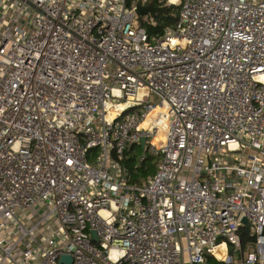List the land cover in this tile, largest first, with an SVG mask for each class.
<instances>
[{
    "label": "built area",
    "instance_id": "obj_1",
    "mask_svg": "<svg viewBox=\"0 0 264 264\" xmlns=\"http://www.w3.org/2000/svg\"><path fill=\"white\" fill-rule=\"evenodd\" d=\"M128 1L0 0V264H264V0Z\"/></svg>",
    "mask_w": 264,
    "mask_h": 264
},
{
    "label": "trees",
    "instance_id": "obj_2",
    "mask_svg": "<svg viewBox=\"0 0 264 264\" xmlns=\"http://www.w3.org/2000/svg\"><path fill=\"white\" fill-rule=\"evenodd\" d=\"M132 0L128 1V4L131 5ZM152 3L156 7H162L167 4V0H152ZM169 14H157L156 17L149 21L145 19L146 17H141V24L148 30L149 34L152 36L163 35L165 30L168 27H171L175 24L178 17L179 8L177 6L170 7ZM133 149L126 152L125 164L129 167L132 175V181L137 184H142L148 177L153 175L157 168L158 158L154 155H151L148 151L146 156L141 158L139 162L135 161L134 157H131L130 153ZM242 242L243 248L250 243L253 238L250 237L248 229L243 227L242 232ZM208 264H227L222 261L217 260L212 255L207 256Z\"/></svg>",
    "mask_w": 264,
    "mask_h": 264
},
{
    "label": "water",
    "instance_id": "obj_3",
    "mask_svg": "<svg viewBox=\"0 0 264 264\" xmlns=\"http://www.w3.org/2000/svg\"><path fill=\"white\" fill-rule=\"evenodd\" d=\"M150 7H154L155 9H159V10H160V8L162 9V7L154 6L152 2H150L147 5H143L141 2H137L135 10L137 12V15L139 17H142V16H144V15H146V14H148L150 12L149 11ZM170 7H171L170 5L166 4L165 6H163V10L160 11L159 14H169L170 13L169 12L170 11ZM152 17L155 18L156 16L153 15ZM145 143H146V138H142L141 139V145L144 146ZM243 223L247 224L248 223L247 219H244ZM92 235H93V238H94L95 241L99 240V238L97 237L96 231H92ZM60 262L61 263H65V264H73V259H72L71 256L64 255V256H62Z\"/></svg>",
    "mask_w": 264,
    "mask_h": 264
},
{
    "label": "rangeland",
    "instance_id": "obj_4",
    "mask_svg": "<svg viewBox=\"0 0 264 264\" xmlns=\"http://www.w3.org/2000/svg\"><path fill=\"white\" fill-rule=\"evenodd\" d=\"M163 10V6L162 9H155L154 7H150L149 8V13L142 16V17H146L145 19H148L149 21L153 20L154 18L152 17L153 15L156 16L157 14H159L160 11ZM141 18V17H140ZM155 100V99H154ZM112 110L114 111V108H112ZM155 143L161 144L162 143V139L161 136L159 135L155 140ZM131 157L135 158V161L139 162V159L141 157H145L147 154L146 152L140 147V146H135L134 149L131 151L130 153ZM156 172V171H155ZM141 185V184H138Z\"/></svg>",
    "mask_w": 264,
    "mask_h": 264
},
{
    "label": "bare ground",
    "instance_id": "obj_5",
    "mask_svg": "<svg viewBox=\"0 0 264 264\" xmlns=\"http://www.w3.org/2000/svg\"><path fill=\"white\" fill-rule=\"evenodd\" d=\"M115 115V109L114 111L112 110V107L109 108V116L113 117ZM146 124V123H145ZM161 136V139H162V133L160 132L156 137L155 139L158 137V136ZM154 139V140H155ZM163 140V139H162ZM215 253L217 254V256H219L220 258H226V249H225V245H222L218 248L215 249Z\"/></svg>",
    "mask_w": 264,
    "mask_h": 264
},
{
    "label": "crops",
    "instance_id": "obj_6",
    "mask_svg": "<svg viewBox=\"0 0 264 264\" xmlns=\"http://www.w3.org/2000/svg\"><path fill=\"white\" fill-rule=\"evenodd\" d=\"M7 264H14V263H7Z\"/></svg>",
    "mask_w": 264,
    "mask_h": 264
}]
</instances>
